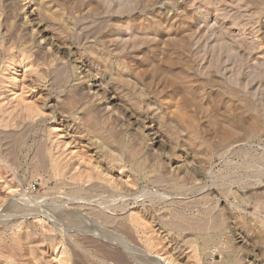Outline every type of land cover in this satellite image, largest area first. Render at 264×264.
Wrapping results in <instances>:
<instances>
[{
  "label": "rangeland",
  "instance_id": "rangeland-1",
  "mask_svg": "<svg viewBox=\"0 0 264 264\" xmlns=\"http://www.w3.org/2000/svg\"><path fill=\"white\" fill-rule=\"evenodd\" d=\"M0 264H264V0H0Z\"/></svg>",
  "mask_w": 264,
  "mask_h": 264
},
{
  "label": "bare ground",
  "instance_id": "bare-ground-1",
  "mask_svg": "<svg viewBox=\"0 0 264 264\" xmlns=\"http://www.w3.org/2000/svg\"><path fill=\"white\" fill-rule=\"evenodd\" d=\"M72 218H73V217H72ZM75 223H78V222H75ZM211 241H213L212 237H208V238H206V239H205V242H204L205 247H206Z\"/></svg>",
  "mask_w": 264,
  "mask_h": 264
}]
</instances>
